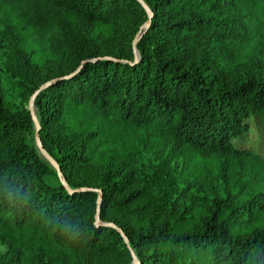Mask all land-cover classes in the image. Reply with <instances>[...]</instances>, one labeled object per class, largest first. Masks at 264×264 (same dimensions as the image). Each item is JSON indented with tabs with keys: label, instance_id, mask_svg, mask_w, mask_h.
Returning a JSON list of instances; mask_svg holds the SVG:
<instances>
[{
	"label": "trees",
	"instance_id": "1",
	"mask_svg": "<svg viewBox=\"0 0 264 264\" xmlns=\"http://www.w3.org/2000/svg\"><path fill=\"white\" fill-rule=\"evenodd\" d=\"M143 1L152 18L136 60L133 41L149 19L139 0H15L29 38L39 34L40 48L47 39V58L60 66L41 83L20 78L17 62L34 70L37 60L20 50L6 70L25 100L51 82L34 99L39 136L72 191L37 146L30 110L4 100L0 71V173L24 176L33 190L28 210L0 205V264H247L264 249V188L245 201L200 197L197 179L177 177L167 159L155 167L137 159L150 136L199 159L245 156L233 139L249 131L251 115L264 134V60L238 73L213 51L251 39L249 22L264 29V0ZM61 13L86 36L65 23L44 33ZM52 215L71 218L80 235L53 231Z\"/></svg>",
	"mask_w": 264,
	"mask_h": 264
},
{
	"label": "rangeland",
	"instance_id": "2",
	"mask_svg": "<svg viewBox=\"0 0 264 264\" xmlns=\"http://www.w3.org/2000/svg\"><path fill=\"white\" fill-rule=\"evenodd\" d=\"M15 0H0V71L2 76V96L13 107L23 105L30 108L31 97L25 100L22 95V87L13 79L6 70V58L11 56L17 61L18 51H23L27 58L32 54L36 60L34 70L17 62L19 77L27 78L35 83H41L47 74L53 76L58 62H49L47 58L46 39L44 47L40 48L42 38L39 34H33V40L28 36L26 28V13L19 6L12 10ZM60 23L71 25L73 30L81 36H86L80 29V22H73L66 13H61L51 21V24L42 31L48 36L54 32L55 26ZM252 31L251 39L239 38L235 42L213 45V51L217 57L224 59V64L230 69H236L238 73H244L252 62L264 60V29H257L255 23L249 22ZM43 36H45L42 33ZM35 40V41H34ZM62 67V65H61ZM62 72L67 68L63 66ZM34 111L37 109L34 104ZM250 129L238 138L233 139V144L245 151V156L228 158L227 162L222 155L215 154L207 160L199 159L198 153L192 147H182L177 142L157 137H149L146 149L143 148L138 156V165L155 167L162 159H167L174 168L177 177H195L194 193L200 197L209 195H226L229 192L236 196L238 201H245L264 188V134L262 120L258 115H251L248 119ZM35 137V132H34ZM36 141V140H35ZM123 141L113 144L116 148ZM48 161V160H47ZM49 162V161H48ZM50 163V162H49ZM51 164V163H50ZM52 165V164H51ZM52 167H54L52 165ZM55 168V167H54ZM57 171V170H56ZM58 173V172H57ZM48 180L55 181L53 175ZM6 251V245L0 243V256Z\"/></svg>",
	"mask_w": 264,
	"mask_h": 264
},
{
	"label": "clouds",
	"instance_id": "3",
	"mask_svg": "<svg viewBox=\"0 0 264 264\" xmlns=\"http://www.w3.org/2000/svg\"><path fill=\"white\" fill-rule=\"evenodd\" d=\"M33 201V190L24 176L10 171L0 173V205H7L15 212L28 210ZM53 231H58L68 240H75L79 235V225L66 215H52L48 219ZM247 264H264V249L254 248L247 259Z\"/></svg>",
	"mask_w": 264,
	"mask_h": 264
},
{
	"label": "water",
	"instance_id": "4",
	"mask_svg": "<svg viewBox=\"0 0 264 264\" xmlns=\"http://www.w3.org/2000/svg\"><path fill=\"white\" fill-rule=\"evenodd\" d=\"M142 5L144 6L146 12L149 14V19L148 21L145 23V25L140 29L137 37L134 39L133 41V46H134V51H135V54H136V60L139 59V52L137 50V47H136V44L138 42V39L140 38V36L143 34V32L148 29L150 23H151V18H152V11L151 9L149 8V6L143 1V0H139ZM108 59H113L111 57H106ZM122 61H126V60H122ZM51 82H48V83H45L44 85L41 86V88L36 91L33 96L31 97V101H30V112H31V115L33 117V120L35 122V125H36V132H35V140H36V144L37 146L39 147V149L41 150L42 154L48 159V161H50V163L55 167V169L57 170L58 172V176L60 177L61 181L65 184V186L72 191V189H70L68 187V184L65 182L64 178H63V175H62V172H61V169H60V166L58 165V163L47 153V151L43 148V145H42V142H41V139H40V136H39V131H40V123H39V120H38V117H37V114L36 112L34 111V99L36 97V95L38 94V92L45 88L46 86H48ZM99 192V203L101 202V198H102V190H96ZM96 224L97 225H100V224H105L101 221L100 219V216H99V213L96 215ZM109 225L115 227L119 232L122 233V236L124 237L125 241L128 243V239L126 237V235L122 232L121 228H119L117 225L113 224V223H110ZM132 255L134 257V260L136 261L137 258L134 254V252H132Z\"/></svg>",
	"mask_w": 264,
	"mask_h": 264
}]
</instances>
